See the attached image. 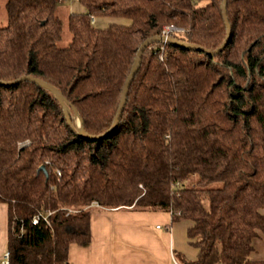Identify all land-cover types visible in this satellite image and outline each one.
I'll return each mask as SVG.
<instances>
[{
  "label": "trees",
  "instance_id": "trees-1",
  "mask_svg": "<svg viewBox=\"0 0 264 264\" xmlns=\"http://www.w3.org/2000/svg\"><path fill=\"white\" fill-rule=\"evenodd\" d=\"M78 1L66 46L61 0L5 1L0 81L32 76L70 103L33 80L0 83L8 264H68L69 245L90 239L92 202L188 220L197 253L182 264H264L250 258L264 233V0H226L230 35L217 53L147 44L101 139L77 133L72 106L86 133L107 130L145 39L173 25L168 37L214 50L227 27L222 0Z\"/></svg>",
  "mask_w": 264,
  "mask_h": 264
},
{
  "label": "crops",
  "instance_id": "crops-1",
  "mask_svg": "<svg viewBox=\"0 0 264 264\" xmlns=\"http://www.w3.org/2000/svg\"><path fill=\"white\" fill-rule=\"evenodd\" d=\"M94 206L90 239L69 245L68 264H180L179 259L195 258L197 249L186 236L188 220L171 223L168 211ZM260 211L264 214V208ZM257 233L250 258L264 260V233ZM7 234V205L0 202V264L7 251Z\"/></svg>",
  "mask_w": 264,
  "mask_h": 264
},
{
  "label": "water",
  "instance_id": "water-1",
  "mask_svg": "<svg viewBox=\"0 0 264 264\" xmlns=\"http://www.w3.org/2000/svg\"><path fill=\"white\" fill-rule=\"evenodd\" d=\"M221 10H222V15H223V19H224L225 25L227 27L226 36H225V39L222 42V44L220 46H218L217 48H215L214 50H209V49L201 47V46H199L197 44L188 43V42H185V41H182V40H177V39L165 36V35H157V36L145 39L140 44L139 48L137 49V52H136L135 57H134V63L132 65V69H131L130 73L128 74V76H127V78H126V80H125V82L123 84L122 92H121V96H120V101H119L116 113H115V115L113 117V120H112V123H111L110 127L107 130H105L104 132L100 133V134L90 135V134L86 133L83 130V128H82V119H81L78 111L76 110L75 107L72 106V110L74 112V115L76 116V118L79 121V126H77L75 124L76 128L78 129L77 133L80 136H82L84 138H87V139H101V138H104V137L108 136L117 127L118 122H119L120 117H121V113H122L123 107H124V103H125V100H126V96H127L129 85H130V83H131V81L133 79L134 74L136 73V71L138 70V67L140 65L142 52H143L145 46L147 44H149L151 41H154V40H163V41L168 40V41H171L173 43H176V44H178V45H180L182 47L188 48V49L202 50V51H204L207 54H213V53L219 52L223 48V46L227 43V41L229 39V35H230V26L228 24L227 17H226V0H222ZM24 79L33 80V81H36L37 83H39L41 85L46 86L48 89H50L58 97L59 101L61 102V104L63 106L70 104L68 102V100L61 94V92L57 88L53 87L50 84H47V83L43 82L42 80H37V79H35L32 76L22 75V76L18 77L17 79H14V80H11V81H0V83L4 84V85H12V84H15V83H17V82H19L21 80H24ZM66 119H67V122L72 126L69 114L67 112H66ZM41 168H43V167H41Z\"/></svg>",
  "mask_w": 264,
  "mask_h": 264
},
{
  "label": "rangeland",
  "instance_id": "rangeland-1",
  "mask_svg": "<svg viewBox=\"0 0 264 264\" xmlns=\"http://www.w3.org/2000/svg\"><path fill=\"white\" fill-rule=\"evenodd\" d=\"M5 1L6 0H0V26H3L6 24V13H5ZM205 2H201L200 4H204ZM83 10L82 5L79 3L78 0H61L58 6V15L64 19H66L68 12L74 11L78 12ZM70 41V34L66 28V21L63 23V31H62V37L61 39L57 42L59 46H66L68 42ZM78 119L76 118L75 124L77 125ZM193 179H196V175L191 176L188 181H184L182 183L183 186H190L191 181ZM220 182H216L213 184V186L218 187L220 186ZM5 206V205H4Z\"/></svg>",
  "mask_w": 264,
  "mask_h": 264
},
{
  "label": "built area",
  "instance_id": "built-area-1",
  "mask_svg": "<svg viewBox=\"0 0 264 264\" xmlns=\"http://www.w3.org/2000/svg\"><path fill=\"white\" fill-rule=\"evenodd\" d=\"M173 30H179V28H177V27H175V26H173V25L165 26V27H164V30H163V32H162L161 35L168 36V33H169L170 31H173ZM91 204H92V205H97V203H95V202H92ZM36 222H37V218L34 217V218L32 219V223H36ZM21 229H22V227H21ZM21 229H20V230H21ZM1 264H8V251H5V252H4L3 257H2V260H1Z\"/></svg>",
  "mask_w": 264,
  "mask_h": 264
},
{
  "label": "bare ground",
  "instance_id": "bare-ground-1",
  "mask_svg": "<svg viewBox=\"0 0 264 264\" xmlns=\"http://www.w3.org/2000/svg\"><path fill=\"white\" fill-rule=\"evenodd\" d=\"M77 126H79V121L77 122Z\"/></svg>",
  "mask_w": 264,
  "mask_h": 264
}]
</instances>
